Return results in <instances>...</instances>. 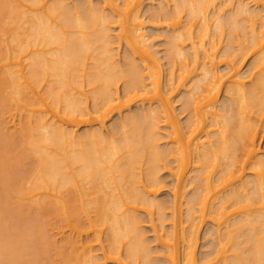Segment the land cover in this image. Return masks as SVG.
I'll return each instance as SVG.
<instances>
[{
	"label": "bare ground",
	"instance_id": "6f19581e",
	"mask_svg": "<svg viewBox=\"0 0 264 264\" xmlns=\"http://www.w3.org/2000/svg\"><path fill=\"white\" fill-rule=\"evenodd\" d=\"M72 1L0 0V264H264V0Z\"/></svg>",
	"mask_w": 264,
	"mask_h": 264
},
{
	"label": "rangeland",
	"instance_id": "374dc122",
	"mask_svg": "<svg viewBox=\"0 0 264 264\" xmlns=\"http://www.w3.org/2000/svg\"><path fill=\"white\" fill-rule=\"evenodd\" d=\"M68 1L71 2L72 0H68ZM83 1L84 0H73L72 2L81 3ZM92 1H93L94 5L100 4L102 2V0H92ZM159 4H160V2L156 1V2L152 3V5H146L145 8H144V12H143V20L145 21V24L148 27L147 32L149 34L150 33L157 34L158 37L156 39V42L159 43L161 49H164V43L166 41L167 28L165 26H163V25L162 26H154L153 25L154 23L149 19V15L147 13V11L149 9L157 10L158 7H159ZM126 51H127V49H126L125 46L120 50L121 58L123 57V55H124V53ZM250 63H251V58L246 59V61L244 63V68H243L244 72L248 70V67H249ZM163 64H164V69H165L166 68L165 61H163ZM122 91H123V84H120L119 85V93L122 94ZM185 94H186V92H185V90H183L176 97V105H177V110L178 111H180V109H181L180 100ZM226 97L227 96H226L225 92H223L222 93V97H221V101H223V99L226 98ZM89 106L91 108V104H89ZM138 107H139V105H135L131 109L124 111L122 115H120V114L112 115L106 122L105 133H110L118 125V123H119V121H120L122 116L131 115V114L135 113L137 111ZM186 117H187L186 114H182L181 115V119L183 121H185ZM16 122H17V120H16ZM93 127L94 128H98L99 126L97 124H93ZM90 128H91L90 125L83 124V125H80L77 128V131H78L79 134H83L84 132L88 131ZM259 144L262 147V149H264V133H261V135H260ZM161 179L165 182V186L166 187L159 194L158 200L159 201L171 200L172 199V192H173L172 190H173V185H174L173 178L171 177V175L168 172L163 170L161 172ZM189 196H191V189L189 190L188 197ZM185 208H186V206H185ZM185 215H186V213H185ZM211 227H212V225L208 224V225L204 226V228H203V230L201 232L200 239H199L198 257L201 255V253H203L206 250L203 247V244H204V241H205L204 234H205L206 230L208 228H211ZM145 228L148 231V236L152 237L153 234L151 232L150 224L149 223L146 224ZM59 237L60 236H57L56 239L59 240L60 239ZM98 253L101 254L102 251L99 250ZM108 264H113V263L108 262Z\"/></svg>",
	"mask_w": 264,
	"mask_h": 264
}]
</instances>
